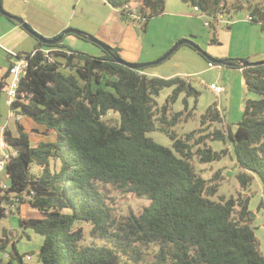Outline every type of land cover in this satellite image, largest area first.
<instances>
[{
    "label": "trees",
    "instance_id": "1",
    "mask_svg": "<svg viewBox=\"0 0 264 264\" xmlns=\"http://www.w3.org/2000/svg\"><path fill=\"white\" fill-rule=\"evenodd\" d=\"M182 1L210 20L213 45L219 44L216 15L244 6L241 0ZM106 3L142 31L165 9V0ZM126 5L136 9L139 20L129 16ZM249 10L253 23L262 22L264 29V0ZM63 40L54 45L37 40L35 53L25 54L27 68L11 109L52 140L33 145L31 133L19 123L17 137L4 131L6 147L14 155L5 166L10 186L0 189V220L5 204L17 211L18 204L26 203L40 213V218L18 219L20 227L43 237L40 264H264L250 224L249 198L239 192L212 199L219 172L205 180L191 162L194 157L200 163L220 159L225 150L214 152L205 141L228 137L241 170L236 178L240 188L247 189L256 176L264 194V64L244 66L241 59H224V67L242 70L246 91L257 98L245 100L233 132L216 129L196 138V130L181 138L174 127L188 121L191 113L186 108L169 111L181 93L196 103L200 92L189 82L178 76H148L142 73L147 67L133 70L118 64L117 48L94 57L71 50ZM44 49L52 52L47 56ZM198 53L207 63L213 59L207 52ZM60 65L73 72L60 71ZM171 87L158 108L160 91ZM207 122H223L217 107L210 106L201 116L202 125ZM155 130L170 138L172 150L146 136ZM127 194L150 203L137 214H119L115 196ZM260 206L264 208L263 201ZM8 243L0 238V251L9 255L1 264H25V254Z\"/></svg>",
    "mask_w": 264,
    "mask_h": 264
},
{
    "label": "crops",
    "instance_id": "2",
    "mask_svg": "<svg viewBox=\"0 0 264 264\" xmlns=\"http://www.w3.org/2000/svg\"><path fill=\"white\" fill-rule=\"evenodd\" d=\"M57 1L31 0L29 4L30 0H1V5L5 12L22 18L32 30H36L35 32L44 38H54L71 27L83 30L107 46L117 48L119 56L130 63L155 61L181 39L192 40L215 59L232 58L249 62L264 60V29L259 24L247 21L249 16L242 20L232 19L225 22L227 30L221 28L218 31L217 29L216 36L219 44L213 45L209 43L210 34L203 35L204 29L209 32L208 26L205 25L206 22L202 20L206 16L202 12H200L201 16L197 15L199 12L191 10L193 7L182 0H178L176 3L173 0L171 2L165 0L163 13L149 21L146 31H142L135 22L123 20L117 9L114 11L118 17L115 13H110L98 25L87 26L86 23L79 21L72 25L74 13L70 15L71 13L65 11L64 6H59ZM40 14L50 18V21L44 19L40 23L46 32L40 29L39 22L36 20L35 15ZM221 20L219 19L218 23ZM14 22L0 14V140L3 138L5 130L9 131L13 137H17L19 135L17 124L19 123L25 131L31 133V142L37 144L40 141H45V135L42 136L44 129L31 119L11 110L5 92L8 67L11 61L8 51L25 55L32 53L37 46V39ZM64 39L73 51L94 57L104 55L101 48L87 40L75 36H65ZM57 50L60 49H55V51ZM208 69L207 61L195 49L188 45H182L166 60L157 65L148 66L142 73L160 78L178 76L190 83L189 79L200 77ZM211 69L213 68L209 70ZM217 70L216 75L220 82L217 86L223 87L224 93L229 94L230 103L235 102L240 108V104L243 105L249 97L242 70L224 66H217ZM1 83H3L2 86ZM47 140H52V136H49ZM4 155H14V152L10 147H0V160ZM3 186L7 188L10 186L5 172L0 174V189H3ZM27 206L28 208L25 209ZM25 207L23 208L25 214H30L33 216L32 218L41 217L40 213L28 204L25 203ZM13 208L16 207H11V210ZM15 234L18 235V232L15 231ZM3 237L9 241V246L14 244L16 251L20 254L15 241L10 240L6 233ZM8 259V253L0 251V264Z\"/></svg>",
    "mask_w": 264,
    "mask_h": 264
},
{
    "label": "rangeland",
    "instance_id": "3",
    "mask_svg": "<svg viewBox=\"0 0 264 264\" xmlns=\"http://www.w3.org/2000/svg\"><path fill=\"white\" fill-rule=\"evenodd\" d=\"M178 0H173V2H177ZM234 0H227L228 4H231ZM243 3V7L238 9L237 11H231L229 13L220 14L221 15V22L217 23L216 31L222 28L227 30V26L225 22L230 20H242L245 17L250 16L249 6L259 5L261 0H241ZM59 6H64L65 11H67L70 15L74 17L71 21V24L74 25L77 21L86 23L87 26L100 24L105 18L108 17L110 13H115L114 8L109 6L106 3V0H58L57 1ZM171 2V0H168ZM31 3V0L29 4ZM28 5V4H26ZM29 7V6H28ZM31 8V7H30ZM191 10H193L191 8ZM193 12V11H192ZM196 13V12H195ZM118 17V14L115 13ZM197 15L201 16V13ZM36 20L39 22L40 29L43 32L44 28L41 26L42 20L50 21V18L43 16V15H35ZM203 22L207 24L210 23L207 17L202 18ZM74 29L85 34L91 35L88 32L83 30ZM209 29V28H208ZM36 31V30H35ZM210 34V31L204 29V36ZM217 33V32H216ZM66 36H73L74 35H66ZM93 36V35H92ZM76 37V36H75ZM264 37V35H263ZM78 38V37H77ZM64 44L67 45L65 39L63 40ZM68 46V45H67ZM69 47V46H68ZM70 48V47H69ZM71 49V48H70ZM202 49V48H201ZM204 52L205 50L202 49ZM60 71L69 72L71 71L69 68H65L64 66H59ZM73 72V71H71ZM216 72L217 66H215L211 70H207L203 75L200 77H194L191 80V85L200 92L199 97L194 101L193 97H186L184 93H181L177 100L170 105V113L176 112H183L185 108L187 112L191 113V117L188 121L178 124L174 127V131L177 133L178 137H184L186 134L196 131L197 134L195 135L198 138L201 135H206L211 133L212 131L218 129L225 133L228 132L230 129L232 132L236 129L237 123L240 121L242 116V109L243 105L240 104V108L237 103L231 102L230 97L227 93H222L217 96L211 89L210 85L213 83L214 85L220 84L218 81ZM173 88H164L160 91L158 97L156 98L157 107H162L168 97L171 95ZM248 98H257L256 95L251 94L248 95ZM238 98V95H236ZM186 100V102L184 101ZM210 106H215L217 109L219 108V113L223 119L222 123H210L207 122L205 125L201 123V116L205 114L206 110ZM113 118H117L116 115H110ZM35 133V132H34ZM33 136V134H32ZM44 136V135H42ZM52 136V135H50ZM146 136L151 138L154 142L164 147H167L172 150V141L170 138L160 131H151L147 132ZM45 141L49 138V136H45ZM33 145H36L34 142ZM200 147H203L201 145ZM205 147L211 148L214 152H222L225 150V153L220 157V159L210 162V163H200L197 158H193L191 161L195 167L197 173L205 180H212L213 176L219 172L217 177L218 179V191L217 194L212 197L214 200H218L220 196H223L225 199L230 198L231 196L236 197L240 192L244 196L249 198L248 202V209L250 213L253 214L251 220V227L253 228V232L255 237L258 241V247L261 254L264 256V208L260 206V202H264V194H263V186L261 180L254 176L250 186L243 190L240 188V185L237 181V175L241 171L238 167L233 151L231 143L228 137H225V140H211L207 139L205 141ZM198 147H193V151ZM55 164V168H59V164L57 162H52ZM149 201L145 198H137L134 195L127 194V195H116L115 196V210L119 214L126 215L130 212L137 214L142 211L143 208L149 205ZM20 210H15L14 208L11 210L10 206L5 204L6 207V215L4 218L0 220V238H4L3 235L9 237L10 240L15 241V244L20 252V254H25L24 263L25 264H40L38 258V252L40 245L43 242V237L39 234L34 233L30 229H23L19 225V218H30L33 217L30 214H25L23 208L25 204H18ZM28 208L25 207V209ZM88 231V227L86 228ZM15 231L18 232V235L15 234ZM29 237V238H28ZM26 256H29V260L26 259Z\"/></svg>",
    "mask_w": 264,
    "mask_h": 264
},
{
    "label": "water",
    "instance_id": "4",
    "mask_svg": "<svg viewBox=\"0 0 264 264\" xmlns=\"http://www.w3.org/2000/svg\"><path fill=\"white\" fill-rule=\"evenodd\" d=\"M0 14L6 18H9L10 20L15 21L17 24H19L21 26V28H23L25 31H27L29 34H31L32 36H34L37 40H39L42 44L45 45H54L56 43H58L59 41H61L63 39V37H65L66 35H74L76 37H83L85 38V40H87L88 42H91L92 44H95L96 46H98L99 48H101V50H103L104 52H108L110 51L109 46H107L106 44H104L103 42L99 41L98 39L94 38L91 35L85 34L83 32L74 30V29H70L67 28L64 31H62L57 37L55 38H44L43 36L39 35L38 33H36L34 30H32L27 23L24 22V20L20 17H16V16H12L9 13L5 12L2 8L1 5V0H0ZM182 45H188L192 48H194L195 50H197L198 52L202 53L204 52L197 44H195L192 40L190 39H181L179 41H177L167 52H165L159 59L152 61V62H141V63H130V62H126L124 61L120 56H115L114 57V61L118 64H121L123 66H126L130 69L133 70H138V69H142L151 65H157L161 62H163L164 60H166L169 56H171L180 46ZM210 62L217 65V66H225L226 62L224 59H210ZM240 62L244 65V66H248L250 64H257V65H263L264 64V60L262 61H258V62H249L247 60H240ZM250 216L252 217L253 214L250 213Z\"/></svg>",
    "mask_w": 264,
    "mask_h": 264
},
{
    "label": "built area",
    "instance_id": "5",
    "mask_svg": "<svg viewBox=\"0 0 264 264\" xmlns=\"http://www.w3.org/2000/svg\"><path fill=\"white\" fill-rule=\"evenodd\" d=\"M125 10L128 12L129 16L131 18H133L134 20H139L140 17L137 14L136 9H133L131 6L126 5ZM193 10L196 12H201L197 7H193ZM216 17L218 19H221V15L217 14ZM247 21L249 22H253L252 17L249 16L247 18ZM259 25H262V22L258 23ZM206 26L209 27V24L205 23ZM43 53H45L47 56L50 52H52L51 50H47L44 49L42 50ZM9 53V57L11 58L10 61V65L8 67V76H7V82L5 85V92H6V96H7V101H8V106L11 109L12 104L16 101L17 99V95H18V89H19V84H20V80L21 78L24 76L26 68H27V64L28 61L26 59V55H21L12 51H8ZM35 52L33 51L32 54H34ZM215 64L209 62L207 63V67L210 68H214ZM210 89L217 95L219 96L220 94L224 93L225 89L221 86H216L214 84L210 85ZM20 96H22L20 94ZM12 110V109H11ZM0 147L1 148H5L6 144L3 138H1L0 140ZM8 156H3L2 159L0 160V174L1 172H5V166H6V162H7ZM7 187L3 186V190H6ZM26 259L29 260V256H26Z\"/></svg>",
    "mask_w": 264,
    "mask_h": 264
}]
</instances>
